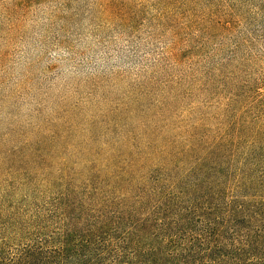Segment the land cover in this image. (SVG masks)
I'll list each match as a JSON object with an SVG mask.
<instances>
[{"label": "rangeland", "instance_id": "1", "mask_svg": "<svg viewBox=\"0 0 264 264\" xmlns=\"http://www.w3.org/2000/svg\"><path fill=\"white\" fill-rule=\"evenodd\" d=\"M256 87L264 0H0V182L173 137Z\"/></svg>", "mask_w": 264, "mask_h": 264}, {"label": "trees", "instance_id": "2", "mask_svg": "<svg viewBox=\"0 0 264 264\" xmlns=\"http://www.w3.org/2000/svg\"><path fill=\"white\" fill-rule=\"evenodd\" d=\"M229 94L181 134L0 182V264H264V92Z\"/></svg>", "mask_w": 264, "mask_h": 264}]
</instances>
